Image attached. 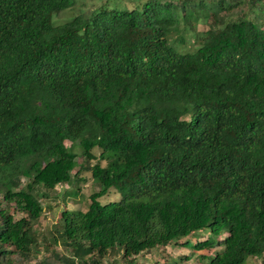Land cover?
<instances>
[{
    "label": "trees",
    "instance_id": "1",
    "mask_svg": "<svg viewBox=\"0 0 264 264\" xmlns=\"http://www.w3.org/2000/svg\"><path fill=\"white\" fill-rule=\"evenodd\" d=\"M71 4L0 0V199L22 214L0 208V264L37 253L41 188L74 196L80 171L96 190L46 237L64 264H132L203 231L181 246L204 264L262 256L264 0L112 2L53 23Z\"/></svg>",
    "mask_w": 264,
    "mask_h": 264
},
{
    "label": "rangeland",
    "instance_id": "2",
    "mask_svg": "<svg viewBox=\"0 0 264 264\" xmlns=\"http://www.w3.org/2000/svg\"><path fill=\"white\" fill-rule=\"evenodd\" d=\"M127 1H140V0H72V4L67 9L60 11L52 16L53 23H62L75 15H81L87 17L90 11L96 9L98 6L107 4L112 5V2L122 4ZM263 16V14H261ZM234 18V17H233ZM195 30L202 32L207 26L201 23L194 25ZM264 28V23L261 25ZM199 36L195 31H185L183 33V42L180 47L183 50H193L198 46ZM68 145V142H65ZM94 155L98 154L97 148H92ZM80 157L74 159L72 166L71 175L78 172ZM99 162L103 165V161L92 160L93 162ZM75 172V173H74ZM76 176V174L74 175ZM78 176L82 180L77 184L76 195L66 194L69 191L70 185L67 186H54L52 189L41 188L46 193L45 196L40 197V203L42 211L35 221L31 222V229L35 232L38 238V251L37 253H31L28 257L24 258L17 254L8 255L7 258L10 260V264H64L62 261L56 259L51 255L52 252L58 255H66V251L59 244L48 245L46 237L49 235V231L52 226L59 222V213L61 210L68 209H80L84 210L88 203V195L93 190H96L94 184L91 183L90 175L88 172L80 171ZM40 192V191H39ZM41 193V192H40ZM39 194V193H38ZM119 199V194L109 190L106 194L98 198L100 204L107 203L108 201H116ZM0 208L6 209L12 214L13 218L16 219L22 214L19 213L12 203L7 204L0 199ZM206 233L200 232L198 234H190L186 238H181L174 246L167 245L165 248L160 250H151L149 254L143 256H137L132 264H204L207 261V257L202 259L199 251L190 250L186 246H181L184 241L195 243L202 241ZM162 251L163 254H161ZM69 253V252H68ZM210 255V254H208ZM250 259V257L248 258ZM203 260L205 262H203ZM125 262V261H124ZM117 258V256H106L99 260L98 264H125ZM83 264V263H81ZM85 264H90L88 261ZM247 264H264V254L259 258L249 260Z\"/></svg>",
    "mask_w": 264,
    "mask_h": 264
},
{
    "label": "crops",
    "instance_id": "3",
    "mask_svg": "<svg viewBox=\"0 0 264 264\" xmlns=\"http://www.w3.org/2000/svg\"><path fill=\"white\" fill-rule=\"evenodd\" d=\"M248 258H249V257H248ZM248 258L246 259L245 264H247V262H249V260H252V261H253L254 259L259 258V257H250V259H248Z\"/></svg>",
    "mask_w": 264,
    "mask_h": 264
},
{
    "label": "built area",
    "instance_id": "4",
    "mask_svg": "<svg viewBox=\"0 0 264 264\" xmlns=\"http://www.w3.org/2000/svg\"><path fill=\"white\" fill-rule=\"evenodd\" d=\"M59 186V185H58ZM75 264H78V263H75Z\"/></svg>",
    "mask_w": 264,
    "mask_h": 264
}]
</instances>
